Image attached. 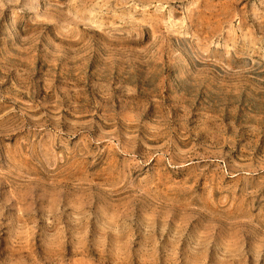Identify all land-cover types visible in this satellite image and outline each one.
I'll return each instance as SVG.
<instances>
[{
	"label": "rangeland",
	"instance_id": "1",
	"mask_svg": "<svg viewBox=\"0 0 264 264\" xmlns=\"http://www.w3.org/2000/svg\"><path fill=\"white\" fill-rule=\"evenodd\" d=\"M0 264H264V0H0Z\"/></svg>",
	"mask_w": 264,
	"mask_h": 264
}]
</instances>
